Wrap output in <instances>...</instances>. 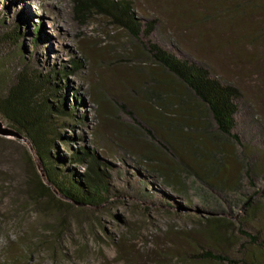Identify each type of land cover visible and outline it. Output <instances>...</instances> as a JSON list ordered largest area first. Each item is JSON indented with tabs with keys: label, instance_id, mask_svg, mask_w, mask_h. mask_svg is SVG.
<instances>
[{
	"label": "rangeland",
	"instance_id": "374dc122",
	"mask_svg": "<svg viewBox=\"0 0 264 264\" xmlns=\"http://www.w3.org/2000/svg\"><path fill=\"white\" fill-rule=\"evenodd\" d=\"M133 1L142 17L157 21L151 42L177 49L239 90L233 132L244 144L237 154L255 166L251 177L243 175L235 196L199 182H187L182 194L171 191L116 133L121 125H136L134 120L144 127L141 117L151 108L145 93L149 72L138 42L102 14L90 11L78 18L73 0H0L7 24L25 21L20 42L26 57L33 53L30 66L48 72L80 58L81 68L60 81L69 108L80 98L74 112L79 118L65 121L61 131L75 141L68 146L57 140L56 150L60 155L70 148L92 150L107 163L115 189L111 199L92 207L56 208L45 198L33 200L32 169L24 153L28 141L0 133L10 138L0 148V264H176L175 255L191 252L190 245L202 239L197 216L209 214V206L238 220L250 197L264 202V0H232L241 4L238 10L206 22L178 16L175 7L183 0ZM186 2L197 12V6H209L205 0ZM215 11L217 16L224 10ZM33 23L42 24L37 47ZM10 47L0 53L1 76L18 65L16 58L5 59L14 50ZM100 94L106 97V117L99 116ZM1 130L11 131L0 120Z\"/></svg>",
	"mask_w": 264,
	"mask_h": 264
},
{
	"label": "trees",
	"instance_id": "16d2710c",
	"mask_svg": "<svg viewBox=\"0 0 264 264\" xmlns=\"http://www.w3.org/2000/svg\"><path fill=\"white\" fill-rule=\"evenodd\" d=\"M184 1L180 2L182 6L175 7V13L180 17L188 14L195 22L218 19L223 13L229 11L230 15L241 7L232 0V7L227 6L230 0H205L209 6H197V12ZM73 2L78 18H84L90 11L102 14L126 31L143 50L149 72L145 93L151 108L147 116L141 117L144 127L134 120L136 125H121L116 131L122 141L134 148L130 152L171 191L182 194L187 182L192 185L199 182L226 197L235 196L242 187L243 175L251 177L255 167L247 156L237 154L239 145L244 147L233 132L239 90L204 65L179 54L177 49L151 42L148 38L157 21L142 17L133 0ZM215 9L224 11L217 17ZM12 20L7 24L4 15H0V53L8 44L14 50L5 59H18L14 70L0 75V120L28 141L29 148L25 147L24 153L33 176L29 181L30 197L37 201L45 198L56 208L102 205L115 191L107 163L86 147L70 148L67 155H60L55 144L61 140L71 146V141H75L61 131L66 128L65 121L79 118L74 112L80 98L69 108L67 89L60 81L78 71L82 62L73 58L68 66L51 68L48 72L30 66L33 53L26 57L20 42L25 34L23 29L27 30L25 21ZM42 32V24L33 23V46L37 47ZM104 98L100 94L97 103L99 116L106 117L109 109ZM9 140L0 136V148ZM237 200L242 202L239 196ZM244 204L245 214L238 220L220 209L211 211L210 206L209 214L198 215L202 239L190 245L191 252L175 255L176 264H264V202L250 197Z\"/></svg>",
	"mask_w": 264,
	"mask_h": 264
},
{
	"label": "water",
	"instance_id": "95a60500",
	"mask_svg": "<svg viewBox=\"0 0 264 264\" xmlns=\"http://www.w3.org/2000/svg\"><path fill=\"white\" fill-rule=\"evenodd\" d=\"M0 133H3V134H9V135H16L17 136V134L16 133H14L13 131H8V130H1V132Z\"/></svg>",
	"mask_w": 264,
	"mask_h": 264
},
{
	"label": "bare ground",
	"instance_id": "6f19581e",
	"mask_svg": "<svg viewBox=\"0 0 264 264\" xmlns=\"http://www.w3.org/2000/svg\"><path fill=\"white\" fill-rule=\"evenodd\" d=\"M26 8V7H25ZM23 9V8H22ZM22 13V12H21ZM29 15V14H28ZM30 18V17H29ZM24 20V19H23ZM47 39V38H46ZM48 40V39H47ZM44 47V46H43ZM47 49V48H46ZM47 53V52H46ZM48 55V54H47ZM45 56V55H44Z\"/></svg>",
	"mask_w": 264,
	"mask_h": 264
}]
</instances>
